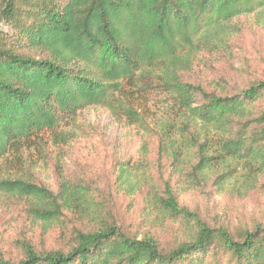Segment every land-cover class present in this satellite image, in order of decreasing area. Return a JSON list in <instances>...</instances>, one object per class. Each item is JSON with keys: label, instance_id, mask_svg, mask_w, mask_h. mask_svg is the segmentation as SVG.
<instances>
[{"label": "trees", "instance_id": "16d2710c", "mask_svg": "<svg viewBox=\"0 0 264 264\" xmlns=\"http://www.w3.org/2000/svg\"><path fill=\"white\" fill-rule=\"evenodd\" d=\"M257 29L264 0H0V192L80 224L64 248L23 241L0 264H264V223L210 224L180 200L264 190V69L239 51ZM92 108L135 143L110 185L140 198L135 229L61 164ZM50 148L58 191L31 179Z\"/></svg>", "mask_w": 264, "mask_h": 264}, {"label": "rangeland", "instance_id": "374dc122", "mask_svg": "<svg viewBox=\"0 0 264 264\" xmlns=\"http://www.w3.org/2000/svg\"><path fill=\"white\" fill-rule=\"evenodd\" d=\"M239 44L241 56L250 60L252 69L255 66L264 69V31L257 29L246 33ZM79 120L80 132L66 147L65 158L61 160L66 176L94 182L101 189L99 196L109 209L108 217L122 226L135 229L141 222L140 198L110 192L117 160L125 159L127 149H132L135 144L127 127L111 117L105 108L89 109ZM48 154V161L37 162V166L31 169V179L58 191V148H50ZM180 200L210 224L238 228L256 222L264 223V190L241 197L222 193L217 187L208 185L204 190L183 194ZM29 202L27 198L0 192V256L20 257V243L23 241H29L39 249L64 248L68 242L64 231H71L74 226L80 225L67 214L62 226L35 219ZM162 239L166 237L162 236Z\"/></svg>", "mask_w": 264, "mask_h": 264}]
</instances>
